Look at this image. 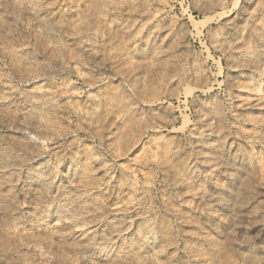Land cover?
Segmentation results:
<instances>
[{
  "label": "rangeland",
  "instance_id": "1",
  "mask_svg": "<svg viewBox=\"0 0 264 264\" xmlns=\"http://www.w3.org/2000/svg\"><path fill=\"white\" fill-rule=\"evenodd\" d=\"M237 85L264 99V0H0V264H264Z\"/></svg>",
  "mask_w": 264,
  "mask_h": 264
},
{
  "label": "bare ground",
  "instance_id": "2",
  "mask_svg": "<svg viewBox=\"0 0 264 264\" xmlns=\"http://www.w3.org/2000/svg\"><path fill=\"white\" fill-rule=\"evenodd\" d=\"M111 1H113V0H111ZM31 3V2H30ZM100 3V2H99ZM94 8V7H93ZM37 14V13H36ZM82 25V24H81ZM77 33V32H76ZM52 42V41H51ZM56 47V46H55ZM51 48H54V46H52ZM48 51V50H47ZM262 51H263V49H262ZM51 54V53H50ZM262 55V54H261ZM41 68V67H40ZM250 68H253L251 65H250ZM31 72H33L32 70H31ZM42 72V71H41ZM254 72V71H253ZM262 72V71H261ZM33 73H35V72H33ZM33 73H32V75H33ZM251 74H252V72H251ZM26 77H28V76H26ZM36 77V76H35ZM52 77V76H51ZM32 78V77H31ZM38 78V77H37ZM30 79V78H29ZM44 83V82H43ZM46 88V87H45ZM236 89H237V91H239L238 93L240 94V95H242V96H240V97H238L237 99H235V106L238 108V110H240V111H244V110H247V108H259V109H261V108H264V99H262V97H257V96H252V95H249V94H251V93H247V89L245 88V86L244 85H237L236 86ZM233 90H235V89H233ZM236 91V90H235ZM67 93V92H69V93H71V88H64V89H62V90H59V91H57V89H51V90H43V91H40L39 92V95H40V97L38 98V99H36L34 102L36 103V105H39V106H43V107H45V104H48V103H51V101L53 102V100H54V95H62L63 93ZM255 94V93H254ZM41 95H42V97H41ZM256 95V94H255ZM59 97V96H58ZM10 98V97H9ZM63 103V102H62ZM151 104H154V102L152 101V102H150ZM53 105V104H52ZM47 106V105H46ZM49 106V105H48ZM52 107V106H51ZM46 109V108H45ZM59 110V109H58ZM66 112V111H65ZM43 113V112H42ZM246 114V113H245ZM215 115H216V113H215ZM215 117V116H214ZM244 117V116H243ZM206 119V118H205ZM46 120V119H45ZM36 125V124H35ZM264 125V124H263ZM47 126V125H46ZM204 128H203V130L200 132V136L202 137H204V136H206L209 132H210V126H209V123H208V121L207 122H205V124H204ZM258 126V125H257ZM253 127H255V126H253ZM261 127V126H260ZM50 128V127H49ZM24 130V129H23ZM70 131V130H69ZM251 134V133H250ZM56 135V134H55ZM252 135V134H251ZM255 135V134H254ZM208 137H209V135H208ZM198 139H200V138H198ZM207 139V138H206ZM203 140H205V138L203 139ZM208 140V139H207ZM202 141V140H201ZM204 142V141H203ZM213 147V146H212ZM203 149V148H202ZM205 149V148H204ZM207 150V149H206ZM211 150H212V148H211ZM207 157V156H206ZM202 160H201V162L202 163H204L203 161L205 160L204 158H201ZM195 160V159H194ZM190 163V162H189ZM188 163V164H189ZM197 165V164H196ZM200 165V164H199ZM194 166V165H193ZM204 166V165H203ZM191 167V166H190ZM195 168V167H194ZM204 168V167H203ZM194 170V169H193ZM194 171H196V170H194ZM193 172V171H192ZM199 175V174H198ZM192 177V176H191ZM195 180V179H194ZM193 180V181H194ZM180 186V185H179ZM183 192V191H182ZM182 194V193H181ZM124 207H125V205H124ZM123 207V208H124ZM121 211H123V210H121ZM127 211V210H126Z\"/></svg>",
  "mask_w": 264,
  "mask_h": 264
}]
</instances>
